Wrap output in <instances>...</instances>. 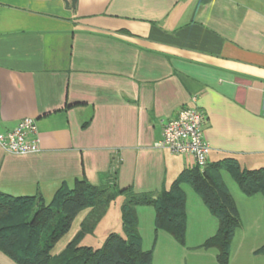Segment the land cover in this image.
Instances as JSON below:
<instances>
[{
    "label": "crops",
    "instance_id": "obj_1",
    "mask_svg": "<svg viewBox=\"0 0 264 264\" xmlns=\"http://www.w3.org/2000/svg\"><path fill=\"white\" fill-rule=\"evenodd\" d=\"M187 107L205 117L207 166L235 159L246 170L264 167V0H77L68 8L0 0V134L30 118L40 140L35 154L0 147L1 192L39 191L50 203L62 184L83 178L156 196L192 166L155 146ZM222 171L241 221L234 264L240 242L264 245V196L236 198ZM241 202L254 204L250 213ZM136 213L153 264H218L216 249L198 248L218 222L209 230L198 221L200 238L189 244L187 220L184 246L153 228L144 249ZM259 248L249 251L251 264H264Z\"/></svg>",
    "mask_w": 264,
    "mask_h": 264
},
{
    "label": "trees",
    "instance_id": "obj_2",
    "mask_svg": "<svg viewBox=\"0 0 264 264\" xmlns=\"http://www.w3.org/2000/svg\"><path fill=\"white\" fill-rule=\"evenodd\" d=\"M219 170L226 171L242 194L248 198L264 196V167L241 168L235 159L208 165L201 171L193 166L180 173L168 190L158 195L118 190L113 185L94 187L85 179L72 187L62 184L50 203L37 191L33 196L13 197L0 191V252L15 264H153L152 251L142 249L137 231V207L154 209V229L164 231L181 246L185 245L186 198L181 185H189L218 221L216 233L198 248L216 249V262L229 264L231 242L241 221L237 207L219 181ZM123 235L109 234L100 248L81 246L80 242L95 230L110 204L120 196ZM89 210L80 230L58 256L51 251L70 231L77 215ZM264 253V245L254 251Z\"/></svg>",
    "mask_w": 264,
    "mask_h": 264
},
{
    "label": "rangeland",
    "instance_id": "obj_3",
    "mask_svg": "<svg viewBox=\"0 0 264 264\" xmlns=\"http://www.w3.org/2000/svg\"><path fill=\"white\" fill-rule=\"evenodd\" d=\"M222 172L223 173L221 175L225 176L226 182L228 183V186L230 188L229 190H231V192L235 194L236 198L242 197L243 199H245L246 196L242 194V192L239 190V188L237 187L236 183L231 178V176L225 171ZM218 178L220 179V176H218ZM183 186L184 187L182 188V190L185 192L184 194H186L185 198L187 196L186 227H187V220L188 223L191 224L190 232L188 235V243L191 244L192 242L199 240L200 238L199 237L200 234H198L200 229V224L198 221L204 222L203 226L206 224L207 226L205 228L209 230L211 229L210 227L213 225V221L214 223H217L218 221L215 217H213L210 214L209 210L203 204L200 197L194 192V190L189 185L184 184ZM123 203L120 197H118L115 201H113L110 204L108 210L106 211V215H104L98 222L93 233L86 235L80 242V245L89 246L93 248H100L109 234L116 233L119 235H123L122 226H121V214H120V208ZM239 204L241 211L244 213L246 209L247 214L250 213L248 209L250 208L249 206H254L253 203L250 204L249 202L248 203L241 202ZM137 208H139V211H141L140 216L141 218H143L141 225L142 236L144 240L143 248L147 249L150 246V241L152 238V229L154 228V220L150 219L151 213L154 212V209H152L151 207L150 208L137 207ZM88 212L89 210L87 209L80 212L77 215V217L73 221L70 231L56 244V246L51 251V256L53 258L58 257L65 249L66 245L74 238V236L80 230V224L82 220L86 217ZM206 240H204V242ZM185 242H186V234H185ZM177 245L179 244L177 243ZM260 246H263V244L252 243L246 245L240 242L235 246V250L233 252V263L234 264L254 263V259L251 257V254H249V251L253 248H259ZM0 264H15V263L12 262L7 256H5L3 253L0 252Z\"/></svg>",
    "mask_w": 264,
    "mask_h": 264
},
{
    "label": "built area",
    "instance_id": "obj_4",
    "mask_svg": "<svg viewBox=\"0 0 264 264\" xmlns=\"http://www.w3.org/2000/svg\"><path fill=\"white\" fill-rule=\"evenodd\" d=\"M205 117L194 107H187L179 111L176 117L167 121L163 128L162 139L155 144L174 156H186L203 171L208 162L210 147L203 135ZM39 136L35 120L27 118L5 134H0V147L8 154L28 155L40 151ZM119 160L112 166L115 172Z\"/></svg>",
    "mask_w": 264,
    "mask_h": 264
},
{
    "label": "water",
    "instance_id": "obj_5",
    "mask_svg": "<svg viewBox=\"0 0 264 264\" xmlns=\"http://www.w3.org/2000/svg\"><path fill=\"white\" fill-rule=\"evenodd\" d=\"M66 8L70 5L71 7H74L77 3V0H63Z\"/></svg>",
    "mask_w": 264,
    "mask_h": 264
}]
</instances>
